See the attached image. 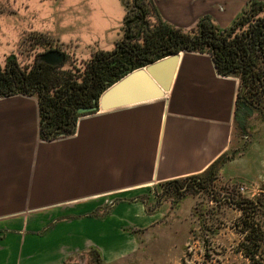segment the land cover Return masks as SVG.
Listing matches in <instances>:
<instances>
[{"label":"crops","instance_id":"1","mask_svg":"<svg viewBox=\"0 0 264 264\" xmlns=\"http://www.w3.org/2000/svg\"><path fill=\"white\" fill-rule=\"evenodd\" d=\"M156 1L165 22L184 27ZM248 1L219 0L217 26L230 27ZM239 86L209 52L181 51L166 97L81 115L74 133L52 140L41 133L40 98L0 96V264H65L92 247L114 264L134 252L126 228L145 229L163 213L122 201L102 216L99 206L110 194L201 174L227 154L241 126ZM252 118L263 135L264 118L255 111L247 127Z\"/></svg>","mask_w":264,"mask_h":264},{"label":"rangeland","instance_id":"2","mask_svg":"<svg viewBox=\"0 0 264 264\" xmlns=\"http://www.w3.org/2000/svg\"><path fill=\"white\" fill-rule=\"evenodd\" d=\"M218 1L166 0L182 21L180 28L193 35L204 18L220 29L224 21L214 20L220 14ZM230 2L223 0L225 6ZM125 14L123 0H0V66L32 67L39 54L60 49L68 55L61 69L82 74L96 51H111L124 38ZM223 16L228 19V13ZM260 120L252 118L245 128L237 125L227 153L233 159L218 171V190L230 186L243 196L264 199V134L251 130ZM156 194V186L110 194L98 210L104 214L117 202L133 199L145 200V209L152 210ZM158 210L163 216L153 225L126 228L138 247L114 264H252L238 249L242 235L234 222L242 212L225 200L217 203L208 192L190 191L177 203L163 199Z\"/></svg>","mask_w":264,"mask_h":264},{"label":"trees","instance_id":"3","mask_svg":"<svg viewBox=\"0 0 264 264\" xmlns=\"http://www.w3.org/2000/svg\"><path fill=\"white\" fill-rule=\"evenodd\" d=\"M130 45L118 57L112 56L111 51H96L82 74L62 70L61 66L41 72L35 66L27 75L18 64L6 69L0 66V96L38 93L41 133L45 139L52 140L74 133L82 115L79 108L90 105L109 85L129 72L130 66L135 69L173 53L200 51L213 56L222 75L240 79L238 103L244 99L264 118V0H249L242 14L224 30L203 23L199 33L193 35L160 19L143 42ZM231 159L224 154L201 174L158 184L153 201L155 208L148 207L146 211L149 214L157 211L163 199L173 198L177 203L187 192H208L215 202L225 200L241 210L242 214L234 222L242 235L238 249L252 264H264V199L243 196L230 186L217 189L218 171ZM82 261L105 264L95 247L69 256L65 264H82Z\"/></svg>","mask_w":264,"mask_h":264},{"label":"water","instance_id":"4","mask_svg":"<svg viewBox=\"0 0 264 264\" xmlns=\"http://www.w3.org/2000/svg\"><path fill=\"white\" fill-rule=\"evenodd\" d=\"M11 55L9 59L14 58ZM67 58L60 49L48 50L39 55V61L61 66ZM180 61V52L170 54L139 68H130L124 76L109 85L91 107L79 108L82 115L108 111L166 97L171 90ZM255 109L244 99L239 103L237 121L245 128L247 118Z\"/></svg>","mask_w":264,"mask_h":264},{"label":"flooded vegetation","instance_id":"5","mask_svg":"<svg viewBox=\"0 0 264 264\" xmlns=\"http://www.w3.org/2000/svg\"><path fill=\"white\" fill-rule=\"evenodd\" d=\"M124 2L125 0H123V4L126 10V14L123 18L125 35L124 38L117 43V46L113 50H111V52H113L112 56L114 57H118L123 53V51L129 50L131 43L136 44L139 42H143L145 37L148 34H150L153 29H155V27L160 23V19H162L158 11L156 0H130L127 1L126 3ZM152 17L156 18L154 22L151 21ZM203 23L212 24L210 18H204L200 23V26H202ZM105 51H109V50H105ZM14 66L15 65H9L10 68ZM35 66L38 69V71L41 72L50 71L52 70V67H54L51 64L45 63L43 61H39V56H38L36 62L34 63V66L22 68V70H24L26 74L29 75ZM55 69L57 68H53V70ZM28 79H32V76L31 77L28 76ZM93 105H94V100H92L90 105L86 107H91Z\"/></svg>","mask_w":264,"mask_h":264},{"label":"built area","instance_id":"6","mask_svg":"<svg viewBox=\"0 0 264 264\" xmlns=\"http://www.w3.org/2000/svg\"><path fill=\"white\" fill-rule=\"evenodd\" d=\"M239 189H240L241 192L245 191V188L243 186H241Z\"/></svg>","mask_w":264,"mask_h":264}]
</instances>
